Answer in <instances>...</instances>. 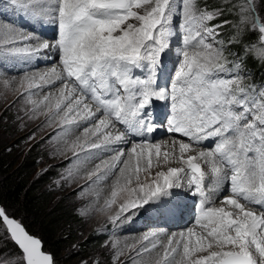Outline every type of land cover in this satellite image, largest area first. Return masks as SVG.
Returning <instances> with one entry per match:
<instances>
[{
  "label": "snow or ice",
  "instance_id": "snow-or-ice-1",
  "mask_svg": "<svg viewBox=\"0 0 264 264\" xmlns=\"http://www.w3.org/2000/svg\"><path fill=\"white\" fill-rule=\"evenodd\" d=\"M9 4L34 25L56 27L50 45L11 22H0V49L27 60L56 48L60 71L52 67L38 78L26 77L27 88L59 81L50 119L60 117L61 125L77 127L79 120L88 122L84 144L73 145L86 152V160L101 155L91 149L114 152L110 162L102 160L90 173L97 180L114 177L106 207L123 193L111 221L182 215L186 206L177 189L184 184L202 197L199 231H150L136 255L142 260L162 248L155 264H264V83H246L251 77L248 61L264 65V0H225L215 10L201 6L200 0ZM226 16L234 20L221 19ZM225 26L231 29L227 40L222 36ZM177 35L180 42L174 45ZM173 54L177 66L170 74L166 61ZM49 100H30L33 112ZM161 101L168 109L164 120L155 111ZM164 124L182 139L162 151L149 137ZM117 125L121 130L113 135ZM172 162L180 166H168ZM101 167L103 176L97 175ZM208 175L214 179L206 185ZM0 222L6 229L0 240L10 239L19 249L0 248V264H56L41 240L3 207Z\"/></svg>",
  "mask_w": 264,
  "mask_h": 264
},
{
  "label": "rangeland",
  "instance_id": "rangeland-1",
  "mask_svg": "<svg viewBox=\"0 0 264 264\" xmlns=\"http://www.w3.org/2000/svg\"><path fill=\"white\" fill-rule=\"evenodd\" d=\"M206 1L214 2V5H215V6H211V8L207 7L208 10H215L218 6H220L222 3L225 2V0H204V2ZM200 4H201V0H200ZM0 13L3 15V17H5L8 20H10V18L12 20L17 18L20 21L21 16H22V14L19 11L13 10L11 5L9 4V0H0ZM3 17L0 16V22H2ZM228 19L234 20V17L229 16ZM34 26H36L37 29L40 28L39 24H36ZM17 43L19 44L21 42L18 41ZM174 52H175V48H173V53ZM4 56L7 59V61L4 64L6 67L8 66L9 67L11 66L12 67H22V66L29 65L27 63V60L25 59H21L19 57H8L9 55H6L5 53H4ZM2 59H3V55L0 54V111L3 112L5 109L8 108L7 117L12 118L13 122L11 123V126L6 127V129H5V125H2V124L0 125V131H1L0 140L5 145L9 143L10 140H13L12 144L13 145L15 144L16 146L15 147L16 153L20 151L24 152L25 150H27L33 145L36 146L41 151V158H42L41 163L43 165V170L46 171L50 167L54 168L51 174L52 176L51 187L48 189L49 192L51 193L50 202L55 203V202L60 201L64 203V206L68 207L70 211L72 212V214L74 216H77L78 220L80 221L77 227L72 228L73 232H72L71 241L74 240L77 242L72 243L70 241V243L66 244L60 250H58L55 254L56 257H53L54 261L56 262V264H130V263H126L124 259H121L120 261H115L116 259L114 257V254H111L110 249H109V240L111 238L116 237L118 239H127L132 234V233H128L126 231V228H123V227L124 225L127 227V224H129L131 221H134L137 218L136 217L135 219L131 218L129 220H123V217H121L120 221H117L115 223L111 221L110 216L113 215L118 209L120 199L122 198L123 193H121L120 196L117 197V203L112 205L111 208L107 207L106 209L103 210L104 212L101 211L100 213L95 214L94 216L92 215L90 217V215L88 214V211L85 209V207L83 208L82 203L79 201L78 193L77 192L75 193L74 191L75 188L69 185L70 182L68 181L67 172L70 171L69 169H71V167L74 164H76L75 161L73 160V163L70 162V157L56 159L54 157V152L50 149L51 148L50 143H51V139L57 140V139H60L61 137L50 135L49 138H46L48 133L47 132L42 133L41 131L42 126L46 122L48 121H49L48 123L53 122L55 118L54 119L52 118L51 119L52 121H51V120H47L46 117H44L45 115H40L39 111L43 110L42 108L44 105L41 106L42 108L41 107L38 108L35 113L33 112L34 105L33 103L30 102V100L40 103L42 100L40 99L39 92L38 91L36 92L35 86L31 89H28L27 82H23V86L21 83L19 86V89L16 90L15 88L17 86L16 87L14 86L16 85V82H11V80L13 77H18L19 75H22L23 73H20V74L11 73L10 74V73H6L5 71H2L1 70V67L3 64ZM177 59L178 58L175 56V54H173L171 58L169 59V61L173 63L171 67H168V71L170 74L172 70L176 68L177 66L175 63ZM9 67L6 68L5 70H8ZM263 69H264V65H261V70ZM32 70H35V69H32ZM57 71H60V70H57ZM254 77L255 76H251L250 79L246 80L247 81L246 83H250V81L256 80ZM37 81L39 80L37 79ZM9 83L12 85L10 87H7ZM55 87L56 86L52 84L51 85L43 84L40 90L41 92H43V91H46L47 88H55ZM49 104H50V100L46 102L47 106ZM46 112H47V109L44 110V113ZM70 125L71 124H65V125H60V126L64 128H68L70 127ZM76 125L77 124L75 123L72 129H74ZM83 126L85 125L80 124V127L78 128L83 129ZM101 138L102 136L99 137V139ZM91 139L97 140L98 137L92 136ZM165 139H174V138L167 137ZM175 140L177 142L179 141L178 139H175ZM84 142H85V136L82 140H79L78 145H82L84 144ZM77 147L73 148L74 150L72 149V151L74 152H71L70 154L71 156H74L75 153H78V152L79 154L84 152V150L81 147L79 146ZM126 148L129 149V146L125 145L124 150ZM198 150H200V148H198ZM110 154L114 155V152H110ZM84 155H86V152L84 153ZM99 158H101V156ZM104 171L105 169L101 167L100 171H98L97 174L100 172H104ZM207 172L208 171H206V173ZM104 185L106 184L103 183L102 186ZM216 206H221V204L217 203ZM30 224L33 226L34 230L39 231V228L36 225H33V223H30ZM188 228L190 227L178 230L173 234H176V233L178 234V232L182 230L186 231ZM193 229L199 231V227H196ZM157 230L159 231L160 229H156V230L143 229L138 233L146 234L150 231H157ZM5 234H6L5 226L2 224V222H0V236H5ZM89 235L96 236V237L99 236V243L95 246V248L90 249L86 252H81V249H79L80 248L79 241L81 240V242H84ZM69 244H71V247L67 248ZM0 248H5L7 252H12V253L19 252V249L17 248V246L10 239L0 240Z\"/></svg>",
  "mask_w": 264,
  "mask_h": 264
},
{
  "label": "trees",
  "instance_id": "trees-1",
  "mask_svg": "<svg viewBox=\"0 0 264 264\" xmlns=\"http://www.w3.org/2000/svg\"><path fill=\"white\" fill-rule=\"evenodd\" d=\"M204 5L210 8L215 6L214 2L201 0V6ZM230 33V27L225 26L222 30L223 38L227 40ZM247 68L256 79L250 83H264V69L261 70V64L249 60ZM7 113L8 108L0 111V125H5V129L13 122L12 118L7 117ZM12 143L13 140H10L5 145L0 140V207L5 209L8 216L19 221L31 235L39 238L44 251L56 257V252L70 243L72 228L77 227L80 221L64 203L50 202L51 193L48 189L51 187L54 168L43 170L41 151L33 145L24 152L16 153V146ZM30 223L36 225L39 231L34 230ZM98 243L99 236L89 235L84 242L79 241V249L86 252L95 248Z\"/></svg>",
  "mask_w": 264,
  "mask_h": 264
},
{
  "label": "bare ground",
  "instance_id": "bare-ground-1",
  "mask_svg": "<svg viewBox=\"0 0 264 264\" xmlns=\"http://www.w3.org/2000/svg\"><path fill=\"white\" fill-rule=\"evenodd\" d=\"M2 17H3V15H2ZM3 18L6 19L5 17H3ZM26 32L34 35L30 29H28ZM45 33H47V31H45ZM45 33H42V36H41L42 40L50 38L54 41V39L57 35V30L55 29L54 33L49 34V35H46ZM8 57H13V56H8ZM53 58H55V56H53ZM27 63L29 64L28 66H22V67H12V66L9 67L8 66L9 67L8 70H5L8 67H6L5 65L3 66V69L6 73H10V74L11 73L12 74L23 73L22 75H19L18 77H13L11 80V82H16V85H14L15 87L17 86L16 88L14 87L16 90L19 89V86L22 82H27L25 79L26 77H37L38 78L41 74L49 72V70L46 69L47 68L46 66L41 67L38 63H34L29 59H27ZM20 66H21V64H20ZM32 69H35V70H32ZM36 83L39 84L40 82L37 81ZM9 84L7 87H10L12 85V84H10V85ZM55 84H56L55 88H47L46 91H43V92H41V90H40L41 87H39V88L36 87V89H35L36 92L37 91L39 92L40 99L42 101L44 100L45 96H50V104L48 106L45 104L43 106V108L41 107L43 110L39 111L40 115H45L44 117H46L47 120L52 119V118L50 119V117H52V113L55 112V102H56V99L59 97L60 82L57 81L56 83H54L52 85H55ZM44 92H46V93H44ZM49 106L51 107V111H48ZM45 109H47L46 114H42V113H44ZM39 112H38V114H39ZM48 122H46L41 128L42 133L43 132L48 133L46 138H49L50 135L51 136L55 135L56 137H61L60 139H57V140L51 139V143H50L51 148L50 149L54 152V157L56 159H58V158L61 159L64 157H70V162L73 163V160H74L76 163L71 167V169H69L70 171L67 172L68 181L70 182L69 185L71 187L75 188V189L74 188L73 189H74L75 193L76 192L78 193L79 201L82 203L83 208L85 207V209L88 211V214L90 215V217L92 215L94 216L95 214L100 213L101 211H103L104 209L107 208L106 202L111 198V192L113 190H115L114 189V177L109 176V177H107V179L97 180V176H91L90 173L97 170V165L100 164L102 160H108L110 162L113 155H111L110 152L102 151V149H91L90 151H92V152L101 153V155H100L101 158L86 160L85 159L86 155H84L85 151L82 153L80 152L81 154H79V157H77L76 154L74 156H71L70 155L71 152H74V151H72L73 145H78L79 140H82L85 136L83 129L82 128L79 129L77 127V125L75 126L74 129H72V127L75 123L71 124L72 126L70 125V127H68V128H64V127L60 126L61 125L60 117H55L53 122H50V123H48ZM78 122H79V125L80 124L86 125L88 123V122L83 121V120H79ZM117 128L111 130L113 135H115L118 130H121V129H119L118 125H117ZM98 136L100 137V136H102V134H98ZM166 137H169L168 133H166ZM176 137L177 138H174V139H165L164 138V139H161L159 141H156V143H160L162 145V151L169 150L173 140L182 139L181 136H176ZM124 146L125 145H121V147H123V148H124ZM194 148H196V147H194ZM128 150L129 149H127V148L125 149L126 152ZM176 152L178 153V143L176 145ZM192 154H194V153H192ZM168 166L179 167L180 165L176 162H172ZM204 168L206 171H209V168L207 165H205ZM103 173L104 172H100L97 175L103 176ZM143 175L144 174L141 173V176H143ZM208 177L210 178V180L214 179V177H212L211 175H208ZM103 183H105L106 185L102 186ZM205 183L207 185L208 181L205 180ZM62 185H63V183H62ZM186 186H188L189 188L191 187L187 184H184V186H182V189L184 190ZM192 189L188 190L189 194L193 193L195 196H197V198L201 202L202 197H200L198 194L195 193L194 188H192ZM143 218H146V217H143ZM123 228H126V231L128 233H132L127 239H118L116 237H113L109 240V249H110L111 254H114V257L116 259L115 261H120L121 259H124L126 263H130V264H134V261H136L137 264H155V262L161 257L163 249L158 248L156 250H153L151 255L144 254V257L141 260V258L136 255V249H139L141 247L142 238L147 233L146 234H139L138 233L143 229H138V230L133 231V232L129 231L125 225ZM159 231L161 232L162 230L160 229ZM182 231H179L178 233H180ZM175 232H173V233H175ZM173 233H171V234H173ZM164 243H166V236L164 237ZM133 246H135V247H133ZM118 253H119V255H118Z\"/></svg>",
  "mask_w": 264,
  "mask_h": 264
},
{
  "label": "water",
  "instance_id": "water-1",
  "mask_svg": "<svg viewBox=\"0 0 264 264\" xmlns=\"http://www.w3.org/2000/svg\"><path fill=\"white\" fill-rule=\"evenodd\" d=\"M10 217V216H9ZM10 218H12V217H10ZM19 222V221H18ZM33 236V235H32ZM35 237V236H34ZM35 238H37V237H35ZM39 239V238H38ZM43 245V244H42Z\"/></svg>",
  "mask_w": 264,
  "mask_h": 264
}]
</instances>
